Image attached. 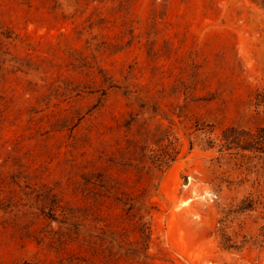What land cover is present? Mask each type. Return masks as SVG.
Listing matches in <instances>:
<instances>
[{"label":"rangeland","instance_id":"rangeland-1","mask_svg":"<svg viewBox=\"0 0 264 264\" xmlns=\"http://www.w3.org/2000/svg\"><path fill=\"white\" fill-rule=\"evenodd\" d=\"M263 91L264 0H0V264H264Z\"/></svg>","mask_w":264,"mask_h":264},{"label":"trees","instance_id":"trees-1","mask_svg":"<svg viewBox=\"0 0 264 264\" xmlns=\"http://www.w3.org/2000/svg\"><path fill=\"white\" fill-rule=\"evenodd\" d=\"M257 107L264 108V91L257 94L256 97ZM220 151H232L237 150L238 153H252L256 154V157H264V127L259 128L257 131L245 130L236 127H228L223 130L222 135L219 138ZM172 158V157H171ZM162 162H165L162 160ZM102 186H104L102 184ZM254 206V201L252 199H247L243 201L241 210L252 209ZM141 229L140 238L138 244L142 245L143 250L147 251L149 249V240L151 235V223L149 220L145 221V216L143 215L140 219ZM142 253V252H141ZM22 264H36L31 261H25Z\"/></svg>","mask_w":264,"mask_h":264}]
</instances>
